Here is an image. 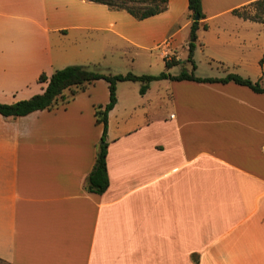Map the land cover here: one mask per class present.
<instances>
[{
    "label": "crops",
    "instance_id": "0c3cea01",
    "mask_svg": "<svg viewBox=\"0 0 264 264\" xmlns=\"http://www.w3.org/2000/svg\"><path fill=\"white\" fill-rule=\"evenodd\" d=\"M256 1L202 0L194 56L202 50L230 74L261 82L264 21L234 14ZM188 6L168 0L165 12L138 20L90 0H0V103L42 93V73L119 63L126 50L133 62H181L178 49L189 54L191 42ZM140 88L118 84L103 194L86 181L103 134L97 112L110 101L106 81L52 110L0 115L1 259L264 264V94L169 79L144 95Z\"/></svg>",
    "mask_w": 264,
    "mask_h": 264
},
{
    "label": "trees",
    "instance_id": "16d2710c",
    "mask_svg": "<svg viewBox=\"0 0 264 264\" xmlns=\"http://www.w3.org/2000/svg\"><path fill=\"white\" fill-rule=\"evenodd\" d=\"M109 6L112 9L126 10L138 20H144L158 15L167 10L168 0H90ZM191 25V42L189 43L188 62L192 65V71L183 70L179 75L172 76L169 73L160 75H135L131 72L127 74L104 73L101 67L95 65L94 69L90 66H68L47 75L42 73L39 76L38 83L46 84L44 91L33 96L29 100L20 101L11 105L0 103V115L5 118H18L31 113L52 110L60 106L67 105L79 92L84 91L89 85L96 81L104 80L109 84L110 101L106 107L97 112L98 123L103 125V134L101 143L98 147V154L94 168L86 181V189L91 193L103 194L109 187L108 176V144L106 142L108 130V115L117 104V87L119 83L134 82L140 83V94L144 95L149 90L152 82L169 79L172 81H194L198 83H235L252 90L257 94H264V86L260 82H254L249 78H244L237 74H228L224 78H201L195 74L196 64L193 60L195 41L197 40V31L200 28V22L205 18L202 8V0H188ZM256 7L257 13L253 16L246 15L245 11L235 10L234 14L251 20H262L258 13L264 14V0H258L251 4ZM199 20H195L196 17ZM204 28H207L204 25ZM178 62H166L167 68L172 67ZM0 264H11L0 258Z\"/></svg>",
    "mask_w": 264,
    "mask_h": 264
},
{
    "label": "rangeland",
    "instance_id": "374dc122",
    "mask_svg": "<svg viewBox=\"0 0 264 264\" xmlns=\"http://www.w3.org/2000/svg\"><path fill=\"white\" fill-rule=\"evenodd\" d=\"M255 9H256V7L255 8H249L247 10L246 15H248V16L255 15L257 13V11ZM258 15H260L262 18H264V14H262L261 12L258 13ZM178 50L182 55V61L178 62L176 65H173L169 69H167V66L165 65L164 60L159 59V58H158V61H159L158 64H156L154 61H152L151 63H144L143 61L139 62L138 60L133 62V60H132V58H134L133 50H126L125 59L120 60L119 63H115L114 61H109V62L106 61L105 64H102V65L95 64V65H98L99 67H101V70L104 73H110V72L113 73V72L119 71L118 72L119 74H127V73L131 72L135 75H144V74L151 73V74L157 76V75H160L161 73H166L163 70H169V72H170L169 74H171L172 76H177L183 70L188 69L189 72L192 71V70H190L191 69V63H189L188 59H187L189 54L181 48H179ZM193 60L197 66V70L195 71V73L202 78H213V77L224 78L230 72L226 68L221 67L217 61H214V60L208 58L207 53L202 52V50L195 54ZM111 64H112V66H111ZM95 65H91L90 66L91 69H94L95 67H93V66H95ZM109 67L111 69H109ZM162 68H164V69H162ZM240 76H242L244 78H250V77H246L243 75H240ZM251 80L254 81L252 78H251ZM260 80H261V82H260L261 85L264 86V69H263L262 76H261ZM153 85H155V84H153ZM155 91H157V87L153 89V92H155Z\"/></svg>",
    "mask_w": 264,
    "mask_h": 264
},
{
    "label": "built area",
    "instance_id": "2783aa9c",
    "mask_svg": "<svg viewBox=\"0 0 264 264\" xmlns=\"http://www.w3.org/2000/svg\"><path fill=\"white\" fill-rule=\"evenodd\" d=\"M165 46H166V50L164 51V56H165L166 60L171 61L172 59H171V53L169 51V47H170L169 41H167L165 43Z\"/></svg>",
    "mask_w": 264,
    "mask_h": 264
},
{
    "label": "water",
    "instance_id": "95a60500",
    "mask_svg": "<svg viewBox=\"0 0 264 264\" xmlns=\"http://www.w3.org/2000/svg\"><path fill=\"white\" fill-rule=\"evenodd\" d=\"M195 20H196V21L199 20V17L197 16V17L195 18Z\"/></svg>",
    "mask_w": 264,
    "mask_h": 264
}]
</instances>
